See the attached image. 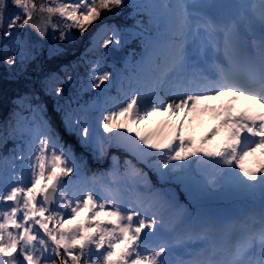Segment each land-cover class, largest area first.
Segmentation results:
<instances>
[{
  "label": "snow or ice",
  "instance_id": "1",
  "mask_svg": "<svg viewBox=\"0 0 264 264\" xmlns=\"http://www.w3.org/2000/svg\"><path fill=\"white\" fill-rule=\"evenodd\" d=\"M126 6L0 0V32L11 38L28 28L43 38L51 31L65 41ZM131 7L148 16V27L132 34L141 38L139 58L115 78L95 61L88 90L99 89L100 98L67 110L64 124L96 160L121 149L160 181L181 185L197 212L189 214L171 189H152L133 159L121 164L112 156L108 171L87 175L43 107L29 106L30 118L0 133L19 142L7 177L0 171V264H264V0H131ZM224 7L238 13L223 21ZM126 42L102 23L92 37L94 49ZM28 55L17 45L4 63ZM113 86L117 95L110 96ZM52 91L59 97L64 89ZM223 96L230 99L208 103ZM239 101L249 106L238 108ZM205 115L215 124L197 142L191 125ZM156 116L167 119L150 130ZM249 157L257 158L251 169ZM223 196L258 201L257 218L200 210Z\"/></svg>",
  "mask_w": 264,
  "mask_h": 264
},
{
  "label": "trees",
  "instance_id": "2",
  "mask_svg": "<svg viewBox=\"0 0 264 264\" xmlns=\"http://www.w3.org/2000/svg\"><path fill=\"white\" fill-rule=\"evenodd\" d=\"M140 2H145V0H140ZM126 7L113 9L114 12L106 13L103 17L102 22H98V24L93 25L87 33L83 36L79 35L76 30L72 31V35L70 39L65 41H60L58 39V34L53 35L54 44L49 47L47 51V57L44 61V67L47 73V77L49 78L51 74L56 73L64 77V83L66 80H76L78 77H81L86 82L89 80V72L91 66L88 65L87 61L91 62L94 60H99L95 51L90 50L87 51L90 46L91 36L97 31L100 23H109L118 27L119 31L127 37L128 43L122 49L124 51V56L119 64H115L110 60L108 49L102 57L101 64L103 67H108L112 74H114L115 68H122L123 59L128 57V54H132L130 57L134 59H138L139 53L142 51L141 38L138 36L132 35L133 33L139 31L140 29L136 25V21L139 19L143 23V27H148V16L146 13H137L135 9L131 7V0H125ZM119 10V12H117ZM14 11L13 9H9V13ZM117 12V13H116ZM22 37L28 40L25 29L20 31L19 37ZM0 37H3V33L0 32ZM3 37L0 38V47L2 43L9 41L14 38ZM24 51L23 49H21ZM43 53V47L40 45L33 46L32 56L29 58H25L24 60H20L17 58L16 64L12 66H8L4 63V55L0 56V125L11 123L12 111L16 108L18 111L23 112V106L19 104L16 105L17 99H26L30 101L31 107L37 106L39 103L38 92L44 93L47 91V86L44 81H39L36 79L38 77L40 64L39 59L40 55ZM128 57V58H130ZM9 70L11 73H9ZM62 83L60 85H62ZM59 85V86H60ZM58 86V87H59ZM70 90V89H69ZM84 94V98L78 99L75 103L73 100L75 99V94L72 100L68 102V100L64 99L62 102L56 95H54L57 99L52 98L55 105L51 107L52 112H56L59 107L62 106V111L64 112V108L66 110L79 108L80 106H84L87 101L90 100L92 95ZM69 103V105H68ZM49 109L44 110L45 116L47 117ZM8 124V125H9ZM4 126L0 127V133H3ZM69 136V135H68ZM16 139L14 137L7 136L6 139L2 142V146H0V154H8L12 147L15 145ZM116 156L121 161V164L125 159H133V163L136 164L134 158L130 157L129 154L125 153L121 149H110V155L108 154L106 158L103 159V162L106 164L112 162L111 157ZM82 164L84 166L85 173L89 174L90 169H95L102 162H90L83 161ZM137 167L142 168L145 172H151L143 165L136 164ZM154 174V173H153ZM149 175V174H148ZM151 186L154 189H171L177 195L178 202L183 203L188 209L189 214H194L197 212L198 208L196 205H193L189 199L187 194L181 190L179 186L174 183H165L159 181L156 178V175L150 178ZM200 210L204 212L215 211L214 203L211 201H204L200 205Z\"/></svg>",
  "mask_w": 264,
  "mask_h": 264
},
{
  "label": "rangeland",
  "instance_id": "3",
  "mask_svg": "<svg viewBox=\"0 0 264 264\" xmlns=\"http://www.w3.org/2000/svg\"><path fill=\"white\" fill-rule=\"evenodd\" d=\"M226 1L227 0H222L221 2L225 3ZM229 1L231 2L230 5H238V4L245 2V0H229ZM112 12H114V11H112ZM117 12H119V10ZM237 13H238V9L228 7V9L226 11L220 12V15L218 18L223 20V21H227L231 17L235 16ZM103 24L114 26L118 29V27L115 25H112L109 23H103ZM136 25L139 29L141 28V26L143 27V23L139 19L136 21ZM256 28H258V25L256 26ZM94 35H95V33L91 36V45L88 47L87 51L94 50L97 54V57L99 58V61H101L102 57L104 56L105 52H107V51H106V49H103V48H95V49L93 48L92 37ZM127 43H128V40L126 43H122V45L120 47H114V48L117 50L123 49ZM53 44H54V42H53ZM17 45H19L21 47V49H23L24 51H27L28 53H30V55H28L29 58L32 56L33 45L30 43L29 39L26 40V39L22 38L21 36L19 37V35L15 36L14 38L10 39L9 41H7L5 43H2V45L0 47V56L4 55L5 52L11 53L12 48L14 46H17ZM110 47H112V46H110ZM48 49H47V51H48ZM47 51L45 54V59L47 57ZM43 53H44V49H43ZM43 53H42V55H40V59L42 58ZM131 55L132 54H130V56ZM123 56H124V54H123ZM130 56L128 54V57H130ZM128 57L123 59L122 68H118L114 71V74H112V76L114 78L117 76V73L125 70L127 62H129L130 60H133V58H131V57L128 58ZM95 61H97V60L93 59L91 62L87 61L88 62L87 64L92 67V64ZM43 66H44V62H43ZM105 68L109 69L108 67H105ZM44 69H45V67H44ZM39 70L41 71V69H39ZM40 71H39L38 75L40 74ZM9 73H11L10 70H9ZM36 79H38L39 81H46V84H47L46 86L48 89L47 91H45L43 93L45 97L42 96V99L38 98L39 102H40V104H38V105L42 106L44 110L49 109V108L51 109V107H53L55 105V103L52 100V98L54 96L52 89H53V87H55L53 85L52 81H55L57 79L56 73L51 74L50 77L48 78L46 70H45L44 77L42 79H39L37 77ZM88 81L86 82L81 77H78L76 80H71V79L66 80L64 83H62V85L59 86V87H62L64 89V91L58 98L62 102L64 101V99L68 100V102H69L70 100H72V98L74 97L73 95L75 94V99L73 101L76 103L78 101V99L84 98V94H86L85 96L91 94L92 97L90 98L89 101H87L85 103L84 106L88 107L89 105L95 104L97 102V100L100 98L99 89L88 90ZM66 89L67 90L70 89L68 93H65ZM108 95H110V96L117 95V91H116L115 86L109 88ZM54 98L57 99L55 96H54ZM77 103H79V102H77ZM19 105L23 106L24 107L23 110L24 109L25 110L23 111V113H20V112L16 113V115L13 117V119L11 121V124H14L16 119H18V118H24V117L30 118V116H31V112L29 111V106H31L30 101L23 99L19 102ZM68 105H69V103H68ZM35 107L36 106H32V108H35ZM59 108H60L59 113H58V110H56V112H54V114H52L51 116L53 118V123L55 124V127L53 129L59 134V137L61 138L62 143H64L66 146H70L71 150L73 151V153L76 157H77V153H76V151H77L79 153V157L83 158V161L87 160L90 162H97V163L102 162L101 165H98V167H96V168H99L98 170H101L100 173L108 171L110 169L109 167L111 166V164H110L111 162L106 164L105 162H103V159L102 160H96L90 151H88L87 149H85L81 146L78 137L74 133H70L65 127L64 114L67 110L64 108V112H63L62 106H60ZM75 109H77V108H75ZM93 115L98 116L99 112L98 111L94 112ZM159 117L160 116H156L153 118V120L159 121L161 119ZM207 118H208L207 115L202 116V117L196 119L191 125V135L195 138V140L197 142H199L200 136L202 135L203 130L206 127V125L210 124L211 122H214L211 119H208L207 123L204 125V122L207 120ZM166 119H167V117L164 116L163 121H165ZM6 137L7 136L0 135V146H2V142L6 139ZM9 137H12V136H9ZM218 142H219V138H217V140L214 141L213 143H218ZM18 147H19V142L16 140L15 145L12 147L10 152H8V154L7 153L6 154H0V171H3L5 177H7V171L6 170L9 167V163L12 162L14 152L16 150H18ZM76 148H77V150H76ZM108 154L110 155V149H109ZM256 159L257 158L249 157L248 160L245 161V167L250 168V169L254 168L256 166ZM18 164H19V161L17 160L15 163L12 164V167H17ZM148 174H149L148 179L150 181V178H152L155 173L153 174V172H148ZM89 176H91V175H89ZM156 178H158V177L156 176ZM150 184H151V181H150ZM174 184H176V183H174ZM176 185L179 186L182 191H184L183 187L181 185H179V184H176ZM151 188L154 189L152 186H151ZM141 191H143L142 186H141ZM207 201L213 202L214 205H216L215 210H219V213L213 212V211H208L207 213H209V214H219L220 216L225 217V218H232V217H237L238 215L242 216L244 213H247V212H251L253 217H256L257 212L255 209H253L254 206L251 205L254 203L251 201H248V200H244L242 198H237V197H232V196H223V197L218 198V199H210ZM178 203L180 205H183L186 208V206L183 203H181V202H178ZM257 203H258V201H257ZM242 204H245V205L241 209L240 212L236 213L233 211L234 205H242ZM187 212H188V209H187ZM81 219H83V214L81 215Z\"/></svg>",
  "mask_w": 264,
  "mask_h": 264
},
{
  "label": "bare ground",
  "instance_id": "4",
  "mask_svg": "<svg viewBox=\"0 0 264 264\" xmlns=\"http://www.w3.org/2000/svg\"><path fill=\"white\" fill-rule=\"evenodd\" d=\"M254 32H255V37L257 38V39H259V28H256V26H255V28H254ZM90 45H91V42H90ZM94 51V50H93ZM116 69H118V68H115V70ZM56 76H57V81L55 80V81H52V83H53V85L55 86V87H58L63 81H64V77H62L61 75H59V74H56ZM44 83L46 84V81H44ZM47 85V84H46ZM42 96H44V94L43 93H39L38 92V98L39 99H42ZM45 97V96H44ZM230 99V97H228V96H223V97H221L219 100H216V101H209L208 103L209 104H212V105H219L221 102H224V103H226L228 100ZM22 99H17L16 100V105H18L19 104V102L21 101ZM40 103V102H39ZM249 106V102H246V101H239L238 102V104H237V107L238 108H245V107H248ZM49 110H50V112H48V115H47V120L49 121V123H50V125L52 126V128H54L55 127V124L53 123V118H52V114H54V113H52V110L49 108ZM18 112H20V111H18L16 108L12 111V117H14L15 115H16V113H18ZM20 113H23V112H20ZM208 118H207V120L204 122V125L207 123V121H208V119H211L209 116H207ZM159 118H161L159 121H154L153 120V122H152V124L150 125V130H155V129H157V128H159V127H161L162 125H163V118H164V116H160ZM212 120V119H211ZM213 121V120H212ZM9 124V122L7 123V124H5V125H3V124H1L0 125V127L1 126H4V128L6 129L7 128V125ZM214 124H215V121L214 122H211L210 124H207L206 125V127L204 128V130H203V133H202V135L200 136V138L201 137H203L206 133H208L211 129H212V127L214 126ZM4 129V130H5ZM76 150H77V148H76ZM76 153H77V159H78V161L79 162H82V160L80 159V157H79V153L76 151ZM248 160V159H247ZM111 164V166H112V162L110 163ZM101 165V164H100ZM111 166L109 167V168H111ZM99 168H96V169H90L89 170V174H87V175H92V174H95V173H100V171L101 170H98ZM244 205L245 204H242V205H234L233 206V211L234 212H236V213H238V212H240L241 211V209L244 207ZM251 205H253L254 207H253V209H255L256 210V212H258V203L256 202V203H254V204H251ZM237 217H241V215H238ZM254 219H256L257 218V216L256 217H253ZM258 226V225H257Z\"/></svg>",
  "mask_w": 264,
  "mask_h": 264
},
{
  "label": "water",
  "instance_id": "5",
  "mask_svg": "<svg viewBox=\"0 0 264 264\" xmlns=\"http://www.w3.org/2000/svg\"><path fill=\"white\" fill-rule=\"evenodd\" d=\"M222 0H215L216 3H219V4H222V5H230V1L227 0L225 3H221ZM228 7H224L222 9H220L219 11L223 12L227 9ZM25 31H26V34L29 38V41L31 42L32 45H36V44H39L40 46L43 47L44 49V53H43V56L41 59H39V64H40V74L38 75V78L39 79H42L44 77V74H45V69H44V66H43V62L45 60V54H46V51L49 47H51L53 45V35H52V32L49 31L48 34L43 37V38H40L38 37L35 32H33L32 30L28 29V28H25ZM109 53H110V59L115 62V63H118L121 61V58H122V52L121 51H117V49H115L114 47H109ZM65 93H68V90L66 89L65 90Z\"/></svg>",
  "mask_w": 264,
  "mask_h": 264
}]
</instances>
